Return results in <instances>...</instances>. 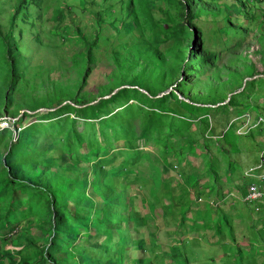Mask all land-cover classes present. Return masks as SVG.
Wrapping results in <instances>:
<instances>
[{"label":"rangeland","instance_id":"rangeland-1","mask_svg":"<svg viewBox=\"0 0 264 264\" xmlns=\"http://www.w3.org/2000/svg\"><path fill=\"white\" fill-rule=\"evenodd\" d=\"M184 1L0 0V118L18 121L0 128V264H137L142 235L141 264L245 259L264 228L243 201L264 176V5L192 0L188 20Z\"/></svg>","mask_w":264,"mask_h":264},{"label":"trees","instance_id":"trees-1","mask_svg":"<svg viewBox=\"0 0 264 264\" xmlns=\"http://www.w3.org/2000/svg\"><path fill=\"white\" fill-rule=\"evenodd\" d=\"M192 0H185L184 1V3H183V11H182V14H183V17H185V18H187L188 20H191V19H193V10H192V6L191 5H193L192 4V2H191ZM191 47V46H190ZM196 57H200V56H197V55H195V53H193V54H190V56H189V59L187 60L188 62L191 60V59H194V58H196ZM108 98V97H107ZM106 98H102V99H100V100H95V102L94 103H92L91 105H92V108H94V107H97V106H99V105H101L102 103H104L106 100H105ZM63 103V102H62ZM57 106H54V108H56ZM20 125L21 124H25L22 120L20 121V123H19ZM16 142H18V140L16 141ZM15 143V142H14ZM8 160H10L9 159V157H8ZM11 171H12V173L13 174H15V175H17L16 174V171H15V168H14V166H11ZM49 195H51V196H54V193L53 192H49ZM50 196V198H51V200H52V203H53V215H54V226L55 227H57L58 225L59 226H61V224H62V220L63 219H61L62 217H61V215H60V213L58 212H56V209H57V201L55 200V198L54 197H51ZM134 215H135V217H134V219H135V224L138 226V223H137V220H138V217H139V213H137V214H135L134 213ZM74 216H76V214H74ZM111 216H112V213L111 212H108V211H106L105 213H104V221H109L110 220V218H111ZM126 219H127V214H125L124 216H123V218L121 219V222L123 223V226L125 227V225H126V223H129V224H131V225H133L132 224V222L131 221H129V222H127L126 221ZM123 227V228H124ZM133 227L134 228H132V227H125L124 228V230H125V236H123L124 237V239H123V243L125 244V252H126V247L132 242V243H134L133 242V238H134V236H136V230H135V226L133 225ZM107 230H108V232H109V235H110V237L112 238V234H113V227H112V225H110L109 223H107ZM121 232H124L123 230L121 231ZM141 239H142V241H144V237H143V235L141 236ZM141 241V242H142ZM141 242H139V243H136L135 244V248L137 249V252H138V256H139V258L137 259V261H138V263L137 264H141L140 263V261L142 262V260H141V257H146L147 256V253H151V250H152V252L154 251V249H155V246L157 245V244H155L154 242H152L151 243V248H150V245H149V248H145V249H142L141 250V247H140V244H141ZM142 246H144L145 247V244L142 242ZM130 247V246H129ZM129 247H128V250H130L129 249ZM121 257L123 258V259H125V255H124V252H122L121 254ZM108 262L110 263V264H115L112 260H108ZM58 263L59 264H66V262H64L63 260H58Z\"/></svg>","mask_w":264,"mask_h":264},{"label":"built area","instance_id":"built-area-1","mask_svg":"<svg viewBox=\"0 0 264 264\" xmlns=\"http://www.w3.org/2000/svg\"><path fill=\"white\" fill-rule=\"evenodd\" d=\"M250 5L254 8L257 7L258 4L264 5V0H249ZM18 121L13 118H0V128H13L17 130ZM23 128H20L22 130ZM263 163L259 167L260 169L264 167V157L262 158ZM257 169H252L247 176L254 177V173ZM260 179L259 182L252 183L248 188L247 196L243 198L244 203L252 208L258 214H264V206H261V203L264 205V176L258 177Z\"/></svg>","mask_w":264,"mask_h":264},{"label":"crops","instance_id":"crops-1","mask_svg":"<svg viewBox=\"0 0 264 264\" xmlns=\"http://www.w3.org/2000/svg\"><path fill=\"white\" fill-rule=\"evenodd\" d=\"M262 163H263V160H262ZM262 165V164H261ZM260 165V166H261ZM259 166V167H260ZM258 167V168H259ZM264 168V167H263ZM252 169H257V168H252ZM251 169V170H252ZM250 170V171H251ZM249 171V172H250ZM248 172V173H249ZM247 173V174H248ZM246 174V175H247ZM250 178H252V177H250ZM254 182H256V181H254ZM253 182V183H254ZM247 193H248V189H247ZM234 193H232L231 195H233ZM230 194H229V196H231ZM245 196H247V194L245 195ZM244 196V197H245ZM234 205H237L236 203L235 204H233L232 206H234ZM247 210H249V211H251V212H253V213H255L257 216H259V219L263 222V224H264V214H258V213H256L254 210H252L250 207H249V209L247 208V207H245ZM241 213H243V214H245L246 212H241ZM226 228H228L229 229V227H226ZM236 230H238V229H236ZM254 232H255V230H253ZM253 231H252V236H251V239H249V242H247V243H244L243 245L244 246H241V247H245L246 249H247V254H246V256H244L245 257V259H243L242 257H243V255L241 254V252H240V250H239V252H238V254H237V259H238V261H240V263L242 264V262L243 261H246L247 259L249 260L251 257H250V253H251V251H253L252 252V255H255V254H258V255H262V257H264V250L262 249V248H264V228H263V231H262V233L260 234V233H253ZM222 235H223V237L225 238V240H226V244H224V245H221L220 247H223L224 249H225V247L227 246V245H229L231 242H230V240L232 239V238H234V237H237V231L234 233V236H232V235H230V237H229V239H226V235L224 234V233H221ZM220 236V234L218 235V237ZM255 236V237H254ZM218 246H219V242H218ZM229 246H231V245H229ZM232 247V246H231ZM257 247V248H256ZM261 247V248H260ZM235 253V252H234ZM251 255V256H252ZM215 259V258H214ZM212 261H214L213 259H212ZM204 264H210V263H207V262H204ZM230 264H231V262H230Z\"/></svg>","mask_w":264,"mask_h":264}]
</instances>
